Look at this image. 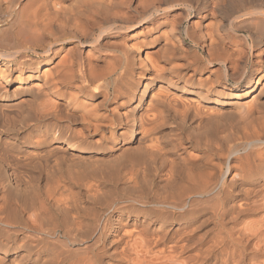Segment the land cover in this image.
Segmentation results:
<instances>
[{"label":"bare ground","instance_id":"bare-ground-1","mask_svg":"<svg viewBox=\"0 0 264 264\" xmlns=\"http://www.w3.org/2000/svg\"><path fill=\"white\" fill-rule=\"evenodd\" d=\"M177 5L202 64L151 52ZM0 13V264H264V0Z\"/></svg>","mask_w":264,"mask_h":264},{"label":"rangeland","instance_id":"rangeland-1","mask_svg":"<svg viewBox=\"0 0 264 264\" xmlns=\"http://www.w3.org/2000/svg\"><path fill=\"white\" fill-rule=\"evenodd\" d=\"M183 0H178L179 3H182ZM191 1V0H190ZM230 1V0H228ZM232 1V0H231ZM134 7V8H133ZM132 8V9H131ZM135 11V12H134ZM137 11H140V10H136L135 9V4H134V1L131 2V7H130V11H129V14L134 17V16H137ZM185 11L183 9V7H181L180 5H177L176 9L170 13V14H165V15H160L157 17V22L159 23H165L166 24V27H164V32L166 33H163V35L165 36V34H167L164 38L163 36V39L160 40L156 45L155 47L151 50L152 53H157L160 54L161 52V45H163V40H173L172 37L173 36H176L178 38V43H179V52L180 53V60L178 59L177 61H175V64H181L182 62H195V61H201L200 64H202L203 60L207 57V53H206V49L205 48H201L200 46L199 47H193L190 43V41L185 37V34L186 32H192V30L194 31L196 28H195V22L198 20V18L195 17L194 15V12L191 13V15L188 16V19H187V13L186 12H183ZM135 14V15H134ZM185 14V15H184ZM2 13H0V38L1 36H3V33H5V31L7 30L8 33H11L12 31H10V27L8 25V21H6V18L5 16L3 15ZM1 18H3L1 20ZM163 18V19H162ZM172 21V22H171ZM6 22V23H5ZM4 23V24H3ZM168 23V24H167ZM171 23V24H169ZM174 23V24H173ZM192 23V24H191ZM169 25V26H168ZM176 25V26H175ZM181 25V26H180ZM192 25V26H191ZM194 25V26H193ZM171 26V28H169ZM9 28V29H8ZM186 28H187V31H186ZM193 28V29H192ZM166 29V31H165ZM170 29V30H169ZM174 29H176V31H174ZM179 29V30H178ZM192 29V30H190ZM190 30V31H189ZM170 31V32H169ZM172 31V32H171ZM141 32V31H140ZM185 32V33H184ZM173 34V35H172ZM127 35V34H126ZM125 34L121 33V36L119 37H116V38H113L112 35H110L109 37H106L104 39V42L105 44L107 45L108 43L107 42H110V41H119L120 38L126 36ZM136 35V32L135 33H132V34H129L128 35V40H131L132 37L131 36H135ZM181 35H182V38H181ZM239 36V37H238ZM185 39H184V38ZM225 37L227 38V40H233L234 37L230 34H226ZM233 38V39H232ZM241 39V35H237L236 36V39L234 41H236L238 44H240L238 47L240 48H243V49H246L245 45H243V43L240 41ZM188 40V41H187ZM1 41V39H0ZM187 41V43H186ZM190 43V44H189ZM243 45V46H242ZM161 46V47H160ZM160 47V48H159ZM191 47V48H190ZM184 48V49H183ZM187 49V51H186ZM160 52H159V51ZM192 50V51H191ZM156 51V52H155ZM86 52V50H85ZM188 52V53H187ZM190 52V53H189ZM194 52V53H193ZM197 52V53H196ZM201 53V54H200ZM190 54V55H189ZM192 54V55H191ZM194 54V55H193ZM197 54V55H196ZM184 55V56H182ZM182 56V58H181ZM192 56V58H191ZM198 56L200 58H198ZM34 56H31V57H27L25 58L24 60L25 61H35L37 60L35 57L33 58ZM197 57V58H195ZM203 57V58H202ZM202 58V59H201ZM183 59V60H182ZM194 61H193V60ZM197 59H200V60H197ZM185 60V61H184ZM218 68V69H217ZM220 66L217 65V64H213L212 66H209L207 65L205 71L202 73L203 75L204 74H207L209 73V71H214V70H219ZM217 72V71H215ZM228 84H231V83H228ZM15 86V85H14ZM14 88V87H13ZM12 88V89H13ZM168 130V129H167ZM166 130V131H167ZM11 137V135H10ZM29 147H28V144L26 143H21L20 145H18V149L14 148L12 149L11 151V154H14L15 152L18 154V156H22L24 154V152H26L25 150H27ZM21 152V153H20ZM78 153V152H77ZM96 156L100 157V155L97 153ZM76 247H79V246H76Z\"/></svg>","mask_w":264,"mask_h":264}]
</instances>
